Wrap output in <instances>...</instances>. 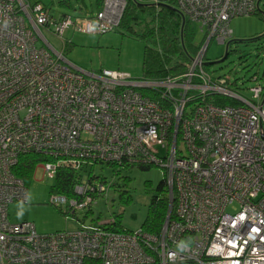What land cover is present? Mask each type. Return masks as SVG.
Segmentation results:
<instances>
[{"label":"built area","instance_id":"built-area-1","mask_svg":"<svg viewBox=\"0 0 264 264\" xmlns=\"http://www.w3.org/2000/svg\"><path fill=\"white\" fill-rule=\"evenodd\" d=\"M175 1L204 42L183 73L144 79L77 68L62 51L67 30L117 26L118 0L84 17H56L36 0H0V264H264V88L250 86L247 97L230 88L228 75L209 74L204 61L212 39L226 43L233 34L231 19L260 12L264 0ZM213 92L240 103L203 101ZM28 153L54 157L38 164L54 175L61 165L89 170L72 197L50 194L72 215L89 212L106 190L96 166H161L168 207L159 232L122 231L113 217L47 234L12 221L9 204L27 201L13 169Z\"/></svg>","mask_w":264,"mask_h":264},{"label":"rangeland","instance_id":"rangeland-1","mask_svg":"<svg viewBox=\"0 0 264 264\" xmlns=\"http://www.w3.org/2000/svg\"><path fill=\"white\" fill-rule=\"evenodd\" d=\"M39 1L50 8L56 17L60 14L84 17L97 10L95 0H70V6L60 4V0ZM118 1L121 6L115 8L114 16L111 17L117 20V25L126 4V0ZM190 24L195 29L193 42L203 43L204 35L199 30V24ZM229 26L233 31L231 37L226 43L216 38L212 39L204 61L207 63L220 59L225 53L226 45H230L229 49L232 53L221 62L205 64V70L212 75H228L231 83H235L231 84L230 88L249 97L250 86L257 83L264 85V4L260 5V12L257 14L233 17ZM45 35L58 50L62 49L59 38L49 33ZM64 38L71 43L63 48V54L77 68L114 69L128 72L132 78L142 77L143 41L133 35H126L123 29L115 26L112 30L103 33L67 30ZM254 75L257 76V81L250 79ZM159 153L162 151L159 150ZM95 171L106 176L105 192L96 197L89 212L81 209L72 215L63 213L68 210L66 206L60 207L62 212L58 206L49 202L50 187L54 183L55 175L46 172L41 165H38L34 176L27 183V201H14L9 204L11 220H28L34 224L38 233L47 234L61 230H76L82 224H95L119 215L121 226L131 231L137 230L145 218L151 197L157 193L156 185L164 177V169L157 165H152L146 170L134 166L129 171H122L119 179L118 176L111 175L109 165L103 168L96 166ZM124 176L130 177L127 186L124 185ZM114 181L115 185L110 186ZM121 189L128 191L131 198L128 203L119 202L118 191Z\"/></svg>","mask_w":264,"mask_h":264},{"label":"trees","instance_id":"trees-1","mask_svg":"<svg viewBox=\"0 0 264 264\" xmlns=\"http://www.w3.org/2000/svg\"><path fill=\"white\" fill-rule=\"evenodd\" d=\"M36 1L40 2L39 0ZM103 1L95 0L96 11L100 10ZM146 1L149 2V0H126L117 28L123 29L126 35H133L143 41L141 78L161 79L166 76L181 74L186 70L188 61L197 52L201 44L193 42L195 29L189 21L183 19L182 14L176 7L175 0H152L149 3H146ZM59 3L66 6L71 5L70 0H60ZM257 13L259 12L254 14ZM93 14L91 13L90 15L92 16ZM68 45L66 43L65 47ZM229 47L230 45H227V55L232 53ZM255 76L250 79L253 80ZM261 86L264 88V85ZM200 100L199 98L198 102L195 99L187 102L186 111L201 103ZM203 101H212L222 106L240 103L230 96L216 92L206 95ZM53 161H55V158L48 154L28 153L20 156L13 171L27 185L32 179L35 167L38 164ZM134 166H138L142 170L151 167L144 164H129L124 165V169L111 168V175L114 176L113 171L115 170L119 179L122 176V171H129ZM87 171L89 170L86 167L75 171L66 165L59 166L55 171L54 183L50 187V194L58 193L69 198L72 197L74 183L78 180L81 172ZM90 180L91 178H89ZM129 181L130 177L124 176L125 186L128 185ZM114 185L115 181L111 182L110 186ZM156 191L157 193L150 199L145 218L140 225L142 230L153 234L159 232L168 207V195L164 177L156 185ZM118 199L120 203L124 204L128 203L131 198L126 189H121L118 191ZM59 209L63 212L61 208ZM63 213L69 212L64 211ZM118 218L119 215L114 218V227H119L118 229L122 231L129 230L121 226Z\"/></svg>","mask_w":264,"mask_h":264},{"label":"water","instance_id":"water-1","mask_svg":"<svg viewBox=\"0 0 264 264\" xmlns=\"http://www.w3.org/2000/svg\"><path fill=\"white\" fill-rule=\"evenodd\" d=\"M226 57H227V45H226V47H225V53L223 54L222 57H220V59H217L216 61L207 62V64H212V63L221 62V61H223Z\"/></svg>","mask_w":264,"mask_h":264},{"label":"crops","instance_id":"crops-1","mask_svg":"<svg viewBox=\"0 0 264 264\" xmlns=\"http://www.w3.org/2000/svg\"><path fill=\"white\" fill-rule=\"evenodd\" d=\"M126 73H128V72H126Z\"/></svg>","mask_w":264,"mask_h":264}]
</instances>
